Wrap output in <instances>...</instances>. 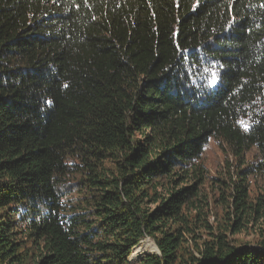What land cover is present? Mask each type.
Wrapping results in <instances>:
<instances>
[{"label": "trees", "instance_id": "16d2710c", "mask_svg": "<svg viewBox=\"0 0 264 264\" xmlns=\"http://www.w3.org/2000/svg\"><path fill=\"white\" fill-rule=\"evenodd\" d=\"M257 174L264 0H0V264H264Z\"/></svg>", "mask_w": 264, "mask_h": 264}, {"label": "rangeland", "instance_id": "374dc122", "mask_svg": "<svg viewBox=\"0 0 264 264\" xmlns=\"http://www.w3.org/2000/svg\"><path fill=\"white\" fill-rule=\"evenodd\" d=\"M255 150L253 149L251 152L246 154L245 163L241 165L236 160H234L233 157L230 156V154L227 152V150L224 147H220L218 142L214 140H210L207 144L204 152H203V161L208 169L209 176L213 179H222L225 180L227 183H229V177L232 178L233 181L237 180V177L239 175V170L243 171L247 166H251L254 161ZM248 184H249V190L251 191L252 195L255 196L257 194H260L264 200V174L261 175H254L248 178ZM213 194L217 195V190H213ZM252 196V197H253ZM221 209V206L216 208V210H213L214 214L217 213V210L219 211ZM210 224H214V217L211 215ZM264 223L261 222V224ZM253 238H255L254 234L252 232H248V234H239L235 238L236 240H239L243 243L249 242L250 248H253ZM144 242L153 243V240L146 237L144 240L139 242V244H143ZM155 246V244H154ZM134 248V247H133ZM150 248V247H149ZM132 250V249H131ZM132 252V251H131ZM158 255L159 251H157V248L155 246V251L146 253L145 255ZM142 256L138 261L136 262H130L131 264H138L140 260L145 257Z\"/></svg>", "mask_w": 264, "mask_h": 264}]
</instances>
